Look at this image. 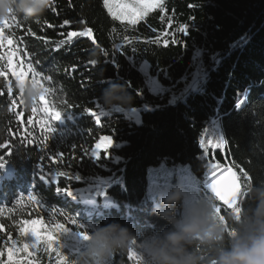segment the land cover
Returning <instances> with one entry per match:
<instances>
[{"label": "trees", "instance_id": "trees-1", "mask_svg": "<svg viewBox=\"0 0 264 264\" xmlns=\"http://www.w3.org/2000/svg\"><path fill=\"white\" fill-rule=\"evenodd\" d=\"M162 3L163 11L158 7L133 26L113 21L103 0H53L43 17L16 19L18 25L5 29L14 43L5 41L0 54L15 51L20 71L31 65L50 78H32L31 72L24 76L45 93L47 87L53 88L50 99L62 115L52 122L55 130L45 153H64L65 160L56 164L45 160L47 175L38 178L39 157L45 154L39 143L40 127L27 124L28 117L38 119L31 113L38 109H23L22 89L16 90L21 83L7 67V58L0 60V70L6 72L0 76V144L10 145L12 153L0 167V208L5 209L0 216L5 229L0 231V248H6L9 236L22 240L18 224L23 219L41 218L47 226L64 223L67 230L56 234L55 246L69 264L86 246L82 234L88 235L96 225L119 222L140 236L171 228L154 211L158 197L146 198L148 168L163 161L189 164L207 196L211 195L204 188L209 161L238 173L243 169L252 182L264 180V0ZM183 25L188 26L186 34L180 30ZM85 27L93 30L95 44L85 37L61 44L68 32ZM173 38L177 43H172ZM145 62L150 75L165 88L163 93L151 91L149 76L142 71ZM200 64L203 79L195 84ZM109 83L126 86L134 97L131 107L112 112L101 108L98 97ZM45 96L39 97V111L45 107L41 101ZM238 100L243 101L239 107ZM87 109L104 113L100 125ZM29 132L35 146L26 143ZM101 135L113 140L107 154L96 160L89 150L81 159L80 146L90 149ZM219 136L227 141L225 147L216 149L214 156L209 148L205 157L200 140ZM60 171L68 172L71 179L57 176ZM251 183L243 189L246 199L241 198L240 210ZM29 194L39 205L28 201ZM21 196L23 207L16 203ZM217 206L221 220L235 212L222 202L217 201ZM180 213L177 207V219ZM225 226L230 238L232 228L227 222ZM196 250L208 258L199 245ZM131 252L115 254L112 264H137ZM0 260L7 264L6 252ZM27 261L56 264L57 257L41 246Z\"/></svg>", "mask_w": 264, "mask_h": 264}, {"label": "clouds", "instance_id": "clouds-1", "mask_svg": "<svg viewBox=\"0 0 264 264\" xmlns=\"http://www.w3.org/2000/svg\"><path fill=\"white\" fill-rule=\"evenodd\" d=\"M53 0H0V26L12 19L31 21L43 17ZM22 89L23 109H40L39 97L44 89L31 79L17 87ZM98 101L107 112L129 108L134 97L121 83H109ZM214 197L193 199L177 184L158 194L154 211L171 224V228L154 235L140 236L119 222L96 225L88 234L86 246L70 264H112L115 254L132 251L138 264H264V180L249 185V196L239 213L230 212L225 220L216 213ZM183 209L180 219L176 208ZM226 222L232 228L227 237ZM227 238V243H225ZM208 253L202 257L196 246Z\"/></svg>", "mask_w": 264, "mask_h": 264}, {"label": "snow or ice", "instance_id": "snow-or-ice-1", "mask_svg": "<svg viewBox=\"0 0 264 264\" xmlns=\"http://www.w3.org/2000/svg\"><path fill=\"white\" fill-rule=\"evenodd\" d=\"M103 6L107 9L109 16L113 19V21H119L122 24L126 23L127 25H136L139 21H142L145 16L156 8H160L161 11L164 9V5L162 0H103ZM68 24V21L64 22ZM12 24H17L15 18L12 19L11 23L5 22L3 26H0V49H3L5 41L7 44L12 45L14 43L13 39L10 36L5 35V29L11 27ZM63 26V25H62ZM188 29L187 25L181 26V32L186 34ZM75 37H85L96 43V40L93 36V30L85 27L82 31H70L67 33V41H61V44L66 42H71ZM172 43H177L176 39H172ZM165 46H168L167 39L164 41ZM17 53L15 51H9L7 53L0 54V60L7 58V67L12 70V75L14 77L18 76H27L28 73L31 72L32 78L40 77L43 81L45 78L41 76V73L37 72L35 68L31 65L28 66V71H17L13 68V57H15ZM6 72L0 70V76H5ZM10 93V89H8ZM46 91L49 93L48 96L41 97L42 103L45 107L38 111L34 109L31 113L32 116L38 117V119L33 120L32 117H28L27 124L35 125L39 124L40 131L39 135V143L43 145L41 149L42 153H45V150L48 149L49 139L54 132V128L52 126V122L59 120L62 115V111L57 110L55 104L52 102L50 97L53 95V88L47 87ZM14 109L16 108V101L12 102ZM243 104L242 100L237 101V106H241ZM89 115H91L95 120L97 125H100L101 121L99 116L104 115L103 112L97 114L96 111L91 109L86 110ZM19 116L20 114L17 113ZM27 139L26 143L29 146H35V137L31 132L26 133ZM227 141L223 136H219L218 138H209L205 141L204 138L200 140V148L203 150L204 156L207 157L209 154V148L213 150V156L215 154L216 149H223L226 145ZM113 144V140L110 135H101L92 146L89 148H85L84 146H80L82 148L81 159L88 156L89 150L90 155L96 160L100 159V154H107L108 150L111 148ZM77 145H74L73 148V156L75 158L74 150ZM10 145L0 144V167L4 166L6 163L7 157L11 156ZM48 160L52 164H56L58 162H63L65 160L64 153H45L39 157L38 166L41 175L38 177L40 179H45L46 173L44 171L45 164L44 161ZM208 168L210 170V174L206 176V183L204 188L213 195L217 201L222 202L224 206H226L229 210L235 211L239 213L240 211V200L241 198L246 199V195L244 194L243 189L246 184L252 182V177L247 171L241 169L239 173L234 171L232 167L222 166L220 162H212L209 161ZM57 176H62L71 179L68 172L60 171L56 173ZM65 192L70 194V189L65 188ZM23 197L16 201L18 205L23 207ZM28 201L32 204L39 205V201L34 195H28ZM10 211V210H9ZM217 211L220 213L221 208L218 206ZM5 212L4 208H0V216H2ZM55 209H53V213ZM63 215V213H61ZM68 222L71 221V218L68 217ZM4 226L0 224V231H4ZM66 226L64 223H55L54 226H47L45 222L41 218L35 219H23L19 221L18 224V232L22 237H31V241L21 243L17 240H14L11 236L8 237L6 243V248H0V257L7 255V264H25L23 257L21 254L32 255L31 250H39L41 246L43 250L46 252H55L57 261L56 264H69L68 257L63 255L55 246V241L57 239V233H61L66 231ZM82 238L87 240L88 235L82 234ZM131 256L137 261L139 258L135 256L133 252H131ZM0 264H4L2 260H0ZM26 264H33L32 261H27Z\"/></svg>", "mask_w": 264, "mask_h": 264}, {"label": "rangeland", "instance_id": "rangeland-1", "mask_svg": "<svg viewBox=\"0 0 264 264\" xmlns=\"http://www.w3.org/2000/svg\"><path fill=\"white\" fill-rule=\"evenodd\" d=\"M196 57H199V53L196 55ZM17 62L18 61L16 57H13V68H15L17 71H20L21 69L16 66ZM142 71L149 76V84L152 92L159 94L165 91V88L162 86L160 81L150 75V66L147 62L142 65ZM18 77L20 80H22V76ZM196 79L197 80L195 84L200 83L203 79V66L201 64L197 67ZM124 111L127 115H129V110L124 109ZM147 181L146 198H153L156 200L158 194L161 191L170 189L177 184L181 185L187 192L191 193L193 199L208 197L201 188V181L192 171L189 164H169L166 161H163L157 165H152L148 168ZM217 208L218 206H216V213L220 216V219H222L223 216L217 211ZM180 212L179 219L183 215L182 208H180ZM31 239L32 238L30 236L23 237L19 242L24 243L31 241ZM31 251L32 255H34L35 250ZM30 256L31 255L23 253L21 254V257H23L24 261H26L27 257L30 258Z\"/></svg>", "mask_w": 264, "mask_h": 264}, {"label": "water", "instance_id": "water-1", "mask_svg": "<svg viewBox=\"0 0 264 264\" xmlns=\"http://www.w3.org/2000/svg\"><path fill=\"white\" fill-rule=\"evenodd\" d=\"M223 204V203H222Z\"/></svg>", "mask_w": 264, "mask_h": 264}]
</instances>
